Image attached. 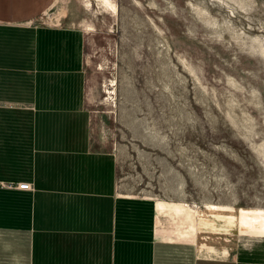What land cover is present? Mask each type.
Wrapping results in <instances>:
<instances>
[{
	"label": "rangeland",
	"instance_id": "374dc122",
	"mask_svg": "<svg viewBox=\"0 0 264 264\" xmlns=\"http://www.w3.org/2000/svg\"><path fill=\"white\" fill-rule=\"evenodd\" d=\"M43 19L85 35L92 138L125 193L264 209V0H56ZM228 218L200 221L203 252L264 236Z\"/></svg>",
	"mask_w": 264,
	"mask_h": 264
},
{
	"label": "crops",
	"instance_id": "0c3cea01",
	"mask_svg": "<svg viewBox=\"0 0 264 264\" xmlns=\"http://www.w3.org/2000/svg\"><path fill=\"white\" fill-rule=\"evenodd\" d=\"M55 1L0 0V264H264V236L209 255L158 200L121 189L91 134L85 35L44 22Z\"/></svg>",
	"mask_w": 264,
	"mask_h": 264
},
{
	"label": "bare ground",
	"instance_id": "6f19581e",
	"mask_svg": "<svg viewBox=\"0 0 264 264\" xmlns=\"http://www.w3.org/2000/svg\"><path fill=\"white\" fill-rule=\"evenodd\" d=\"M158 206L162 211H168L169 215L173 218L180 217L183 223H187L188 228L178 230V235L191 238L198 244V237L202 232V230H199L200 221L202 222L209 219L210 216L220 218L222 215H227L230 224L235 223L241 228L258 227L261 231H264V209L262 208L241 209L239 213H235L224 204L207 203L204 207L194 210L189 203L183 201H167L163 199L158 200Z\"/></svg>",
	"mask_w": 264,
	"mask_h": 264
},
{
	"label": "built area",
	"instance_id": "2783aa9c",
	"mask_svg": "<svg viewBox=\"0 0 264 264\" xmlns=\"http://www.w3.org/2000/svg\"><path fill=\"white\" fill-rule=\"evenodd\" d=\"M2 184L9 187H17L22 189H32L33 187L30 182H19L15 184L14 182L9 181V182H2Z\"/></svg>",
	"mask_w": 264,
	"mask_h": 264
}]
</instances>
